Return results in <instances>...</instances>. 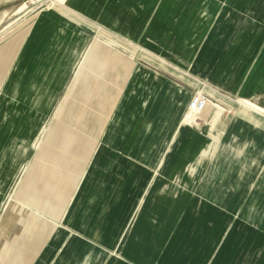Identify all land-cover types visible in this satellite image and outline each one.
Wrapping results in <instances>:
<instances>
[{
	"label": "crops",
	"instance_id": "crops-1",
	"mask_svg": "<svg viewBox=\"0 0 264 264\" xmlns=\"http://www.w3.org/2000/svg\"><path fill=\"white\" fill-rule=\"evenodd\" d=\"M262 18L264 0H67L4 37L0 264H264V115H225L264 91ZM200 83L225 108L188 117Z\"/></svg>",
	"mask_w": 264,
	"mask_h": 264
},
{
	"label": "rangeland",
	"instance_id": "rangeland-1",
	"mask_svg": "<svg viewBox=\"0 0 264 264\" xmlns=\"http://www.w3.org/2000/svg\"><path fill=\"white\" fill-rule=\"evenodd\" d=\"M25 2H27V6H23V7H21V5H24L25 3H24V1H22V3L20 2V3H18V5H16V7H14L16 10H17V12H20V11H23L24 13H22L21 14V16H23L22 18H20V19H15L16 18V16H14V15H10L7 19H6V22H5V25L4 26H6V25H8L9 24V27L6 29V30H3V29H0V46L2 45V43H3V39H4V37H9V36H14L15 35V33H17L19 30H21V31H23L25 28H27L28 26H29V23H30V21H31V19H32V16L34 15V12L36 11V10H38V9H40V8H43V7H45V6H49V5H51L50 3H49V0H25ZM220 4H222V2H220ZM5 15H7V12L5 11V12H3L1 15H0V25H1V23H2V21H3V19H4V17H5ZM264 19L262 18L259 22H257L256 24L258 25V24H260V26L261 25H263L264 24V21H263ZM1 28H3V27H1ZM148 52V51H147ZM150 54V53H149ZM254 93L255 92H257V93H260V91H258V90H255V91H253ZM262 93H264V91H262ZM251 94H253V93H251ZM231 97V99H228V101H226V103H228V104H231V105H233V106H235V107H237V108H239V109H231L230 111L228 110V109H226L225 107H224V105L221 103V101H214V99H211V101H212V103H210V106L213 108V109H215V104H219V105H222L224 108H225V115H226V119H227V121H228V126L233 122V121H235L236 119H237V117H239V116H241V117H248V116H250L249 115V113L250 114H254V115H256V116H258L259 114H257V113H255V112H253V111H251V110H247L248 111V113H245V111H244V109H245V107H243V105L241 104V102H240V97H238V96H230ZM262 103H264V101H262V100H260ZM224 113V112H223ZM260 117L262 116V115H259ZM189 117V116H188ZM264 117V116H263ZM189 119V118H188ZM199 119H200V117H199ZM198 119V120H199ZM45 134V133H44ZM44 134L43 135H41V139L43 138V136H44ZM221 134V133H220ZM220 136V138H224L225 136H224V134H222V135H219ZM40 139H38V141H37V144H36V146H40ZM64 207V205L61 207V209H60V214L62 213V208Z\"/></svg>",
	"mask_w": 264,
	"mask_h": 264
},
{
	"label": "bare ground",
	"instance_id": "bare-ground-1",
	"mask_svg": "<svg viewBox=\"0 0 264 264\" xmlns=\"http://www.w3.org/2000/svg\"><path fill=\"white\" fill-rule=\"evenodd\" d=\"M66 1L67 0H51V4H61V5H65ZM25 5H27V2H25ZM79 65H80V68H81L82 63L79 64ZM260 96H263L264 97V93H257V92L254 93L253 92V94H251L250 96H245V97L241 98L240 99V102L243 105V107H245L247 110L249 109V110H251V111H253L255 113L264 115V103H262L259 100ZM191 115H195L196 116V114L193 113V111H188L187 116H191ZM254 122L255 121H253V123ZM228 137H229V135H228Z\"/></svg>",
	"mask_w": 264,
	"mask_h": 264
},
{
	"label": "built area",
	"instance_id": "built-area-1",
	"mask_svg": "<svg viewBox=\"0 0 264 264\" xmlns=\"http://www.w3.org/2000/svg\"><path fill=\"white\" fill-rule=\"evenodd\" d=\"M205 87L204 83H200V87L192 94L187 112L193 111V113L200 117L202 112L212 103L210 95L203 90Z\"/></svg>",
	"mask_w": 264,
	"mask_h": 264
}]
</instances>
